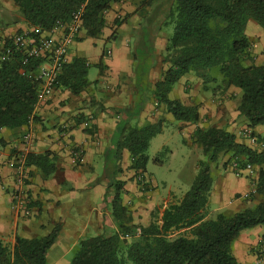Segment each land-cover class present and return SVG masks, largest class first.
<instances>
[{
  "label": "crops",
  "instance_id": "obj_1",
  "mask_svg": "<svg viewBox=\"0 0 264 264\" xmlns=\"http://www.w3.org/2000/svg\"><path fill=\"white\" fill-rule=\"evenodd\" d=\"M152 9L153 5L138 7L129 1L114 3L106 13V25L100 35L92 37L81 29L70 45L69 58L70 61L74 58L86 60L89 80L86 87L75 93L66 86L57 85L51 95L37 101L36 119L20 128L0 131V238L9 248H14L17 236L46 237L58 228L56 241L47 252V264H71L82 239L118 230L111 210L115 180L124 182L123 204L129 207L135 223L149 224L154 211H159L157 214L161 217L171 201L182 197L173 190L162 193L156 189L152 178L151 187H143L130 167L129 150L117 151L122 126L175 118L155 96L156 84L169 67L161 49L166 46L171 33L163 27L152 34L153 21L148 20ZM118 12L125 15L120 24L115 23ZM245 31L252 39L256 63L263 64L264 28L250 19ZM22 32H36V28L26 22L15 0H0V47ZM147 32L158 48V55L152 57L154 63H145L142 68L144 62L139 63L137 59L139 50L146 49ZM41 34L48 35L49 30ZM91 65L96 66L94 72L89 70ZM241 96L238 87L231 86L227 90L212 87L191 73L183 75L169 92L171 99L199 108V122L179 125L186 137L192 136L195 140L200 125L203 128L221 127L233 133L239 143L258 153L264 152V125L248 126L238 109ZM90 118V126L86 127L84 122ZM247 127L252 129L258 144H251L244 135ZM27 131L33 134L30 153H49L56 167L45 174L38 164L31 162L28 165L31 211L24 215L12 207L13 175L7 161L17 148L22 147L21 138ZM195 145L201 148L199 144ZM73 146L83 151L84 160L78 165L73 163ZM227 160L228 156H222L215 162V175L212 164L214 181L209 208L232 215L240 212L237 208L241 203L253 208L261 201L257 191L250 197H244V194L257 188L264 161L252 164V170L238 171L232 167L235 159L225 166ZM263 249L264 225L243 230L232 247L234 256L243 264H262L260 254Z\"/></svg>",
  "mask_w": 264,
  "mask_h": 264
},
{
  "label": "trees",
  "instance_id": "obj_2",
  "mask_svg": "<svg viewBox=\"0 0 264 264\" xmlns=\"http://www.w3.org/2000/svg\"><path fill=\"white\" fill-rule=\"evenodd\" d=\"M15 1L26 22L36 28V32H31L35 36L50 30L58 21L68 22L73 11L84 5L82 29L97 37L106 25L105 16L112 5L129 0ZM142 5H153L148 17L153 21V35L165 25H173L165 46L164 61L169 67L155 88L158 103L165 104L177 120L199 122L198 106L171 99L169 92L187 73L205 83L218 81L213 73L217 70L221 77L219 87L227 90L235 86L241 90L238 109L248 126L264 125V63H256L252 42L245 31L250 19L264 28V0H140L138 7ZM124 20L116 18L115 23ZM6 45L8 42L0 47V131L20 128L36 119L38 85L28 73L42 62L32 59L25 65L20 52L3 60L1 53ZM87 75L86 60L74 58L64 66L57 85L79 93L89 83ZM165 124L166 120L161 118L145 125L122 126L117 151L129 150L135 175L145 172L150 142L163 132ZM195 141L207 160L201 163L195 181L181 198L171 201L161 217L153 213L149 224L135 223L123 204L124 182L115 180L111 210L118 230L82 239L71 264H127V259L136 264H243L233 254V242L243 230L264 225V169H260L256 188L261 201L253 208L227 215L209 208L214 181L211 167L222 156H228L225 166L231 159L242 167L260 164L264 152L239 143L233 133L221 127H198ZM27 161L28 165L33 162L41 166L45 174L56 167L49 153H30ZM57 236L58 228L46 237L17 236L13 249L0 238V264H47V252Z\"/></svg>",
  "mask_w": 264,
  "mask_h": 264
},
{
  "label": "built area",
  "instance_id": "obj_3",
  "mask_svg": "<svg viewBox=\"0 0 264 264\" xmlns=\"http://www.w3.org/2000/svg\"><path fill=\"white\" fill-rule=\"evenodd\" d=\"M84 16V5L73 11L68 22L58 21L50 30L48 35L38 34L33 36L30 32H22L14 35L5 46L1 53L3 60L10 59L11 55L20 52L23 55V64L27 65L32 59H41L42 62L33 72L28 73V76L34 79L38 85V102L44 100L51 95L58 84L59 76L61 75L64 66L69 63V48L74 42L77 34L82 29ZM23 73L25 71L21 70ZM91 118L84 122L86 127L90 126ZM244 135L247 136L251 144H258L257 137L253 134L250 127L244 130ZM33 145V134L30 131L24 133L21 138V146L8 159L7 165L11 168L13 175L12 207L18 213L29 215L31 211V200L28 194V156ZM74 154L73 163L78 165L84 160L82 149L78 146L72 147ZM2 152H0V158ZM232 167L238 171L246 168L252 170V164L248 163L243 166L238 161H233ZM144 172L137 174V180L143 187L149 186ZM1 177V172H0ZM2 187H4L2 185ZM256 192L253 188L250 192L244 194V197H250ZM260 263L264 264V249L261 250Z\"/></svg>",
  "mask_w": 264,
  "mask_h": 264
},
{
  "label": "rangeland",
  "instance_id": "obj_4",
  "mask_svg": "<svg viewBox=\"0 0 264 264\" xmlns=\"http://www.w3.org/2000/svg\"><path fill=\"white\" fill-rule=\"evenodd\" d=\"M129 2L139 5L140 0H129ZM118 14L121 15V17H117ZM124 17L125 15L123 13L118 12L115 19L120 18L123 20ZM164 27H167L166 29L172 33V24H167ZM148 34L149 32L145 35L147 38L146 49L141 48L138 53L139 58L137 61L139 63L144 62L142 68H144L145 63V65H148L147 63L149 62L150 64L154 63L155 60L152 57L158 55V48L153 45L152 38ZM133 39L134 38H132V44L134 45ZM161 50L162 57L165 60V55L167 54L165 46ZM89 70L94 72L96 66L91 65ZM213 73L217 76L218 81L212 80L208 82L212 87L218 86V82L221 78L217 70H214ZM182 122L183 121L175 118L171 121H166L164 131L151 140L147 150L149 161L146 166V171L143 173L146 176L147 182H150L152 178L155 182L156 189L160 190L162 193H168L170 190H173L180 196H183V194L190 189L201 168V163L207 160V156L204 154L203 150L196 147L195 143H198L194 138L192 136H189V138L188 136L186 137L181 131L179 125L182 124ZM200 127L202 126L200 125ZM186 138H188L187 142H185ZM216 164L217 163H214L213 165V175L216 174ZM150 187L151 186H149V188ZM134 199L136 200L137 198ZM246 205L247 203H241L240 208L237 209L243 211L247 209ZM153 213L157 214L159 211L156 210V212L154 211ZM157 215L159 216V214ZM127 264L136 263L127 259Z\"/></svg>",
  "mask_w": 264,
  "mask_h": 264
}]
</instances>
